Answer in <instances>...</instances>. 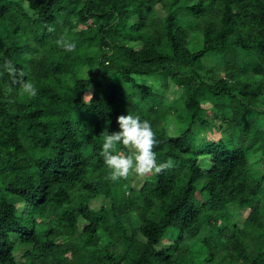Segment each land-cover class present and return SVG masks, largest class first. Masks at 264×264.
<instances>
[{
	"label": "trees",
	"instance_id": "trees-1",
	"mask_svg": "<svg viewBox=\"0 0 264 264\" xmlns=\"http://www.w3.org/2000/svg\"><path fill=\"white\" fill-rule=\"evenodd\" d=\"M140 77L170 78L183 110ZM204 103L226 136L199 144ZM128 112L151 122L163 165L140 188L102 155ZM263 115L264 0H0V264H213L214 239L219 264H264Z\"/></svg>",
	"mask_w": 264,
	"mask_h": 264
},
{
	"label": "rangeland",
	"instance_id": "rangeland-1",
	"mask_svg": "<svg viewBox=\"0 0 264 264\" xmlns=\"http://www.w3.org/2000/svg\"><path fill=\"white\" fill-rule=\"evenodd\" d=\"M24 7L26 8V10L29 12V14H32L29 10L28 7L26 6V4L24 3ZM157 14H158V18L163 19L166 16V12L161 8V6L157 7ZM85 27L82 25H77L75 30L76 31H81L83 30ZM196 44H199V39L196 37ZM211 67H207L208 65H205V71L206 72L208 69H212V75L209 76L207 79L211 84L216 83L217 80H219L222 76V70L223 67H217L216 64V60H213L211 62ZM81 76L83 78H87L88 77V69H83L81 71ZM157 76H161V75H157ZM140 80H137V82H143L144 79H149L148 77H140ZM154 77H151V79H149L147 81V86L153 87L154 91L159 94L160 96H163L165 99V103L166 105H171L174 104L176 105L177 108H179V110H183L184 106L182 104V95H183V89L177 87L170 78H162V77H157L155 79H152ZM92 96V92H88L85 95V100L86 102L89 101V99ZM203 107L206 109V114H205V119L209 122L208 127H204L201 126L199 123H196V125L194 126V130L195 133L197 135V141L199 144H202V142H208V141H217L219 140L221 137H223L224 135L226 136L225 130L220 128L221 122L219 120L214 119V114L212 112V108H211V104L210 103H204ZM185 125V124H184ZM184 125H181L180 123H178L176 121V117L175 115H170L167 120H166V130L168 132L169 135L172 136H176L181 134L182 132H184V130L186 129V127ZM186 125H188L186 123ZM261 127L264 128V115L261 117ZM128 150L130 151V147L127 146ZM252 165L251 168L253 170H258V171H263V168L261 166V160L259 159V157H255L252 160ZM201 164L203 166H206V160L204 158L201 157ZM151 174V171L140 175V174H136V173H131L128 178H129V182L135 187V188H140L142 186V184L145 182L146 177L148 175ZM106 202V199H104L103 197H99L95 200H93L90 204L92 209L95 210H99ZM22 209V208H21ZM23 210V209H22ZM232 211H237L236 215H235V222L237 223H242L244 221V219L249 215V211H241L239 209H237L236 207H232L231 208ZM84 222L81 221V227H83ZM204 237V234H201L196 240V245L193 248V252H194V256L196 258V261H200L199 258H205V256H209V253L211 252V250L205 245L204 247V243L202 242V238ZM142 238V237H141ZM169 244V241H164L163 245ZM219 244H221L217 239L212 240L211 245H213L215 247V249L213 250L215 253L217 254V258L215 263L213 264H219L222 261V257L225 254V256L228 255L227 252H219ZM253 246V245H252ZM25 252V249H20L17 253H16V259L19 262H23L25 259L23 258V253ZM200 253H202L200 255ZM236 264H241V263H236Z\"/></svg>",
	"mask_w": 264,
	"mask_h": 264
},
{
	"label": "clouds",
	"instance_id": "clouds-1",
	"mask_svg": "<svg viewBox=\"0 0 264 264\" xmlns=\"http://www.w3.org/2000/svg\"><path fill=\"white\" fill-rule=\"evenodd\" d=\"M68 50L75 48L74 43L64 45ZM35 95L37 89L32 84L25 86ZM119 130L108 132L102 142V155L109 168V175L112 179L126 178L131 173L146 174L153 169L163 167L158 163L157 153L154 150L156 145V132L147 119H141L140 115L128 112L117 117ZM130 147L125 153L119 145Z\"/></svg>",
	"mask_w": 264,
	"mask_h": 264
}]
</instances>
